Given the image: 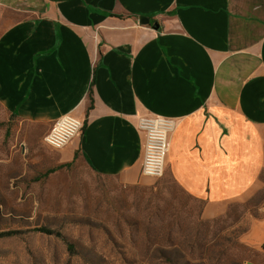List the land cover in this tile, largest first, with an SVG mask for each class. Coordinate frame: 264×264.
<instances>
[{
  "label": "crops",
  "instance_id": "1",
  "mask_svg": "<svg viewBox=\"0 0 264 264\" xmlns=\"http://www.w3.org/2000/svg\"><path fill=\"white\" fill-rule=\"evenodd\" d=\"M0 103L43 128L33 182L76 165L146 184L138 117L175 118L166 175L214 218L264 171V0H0ZM66 113L85 126L56 150L44 134ZM246 238L264 264V218Z\"/></svg>",
  "mask_w": 264,
  "mask_h": 264
},
{
  "label": "rangeland",
  "instance_id": "2",
  "mask_svg": "<svg viewBox=\"0 0 264 264\" xmlns=\"http://www.w3.org/2000/svg\"><path fill=\"white\" fill-rule=\"evenodd\" d=\"M42 129L0 103V203L19 231L0 237V264H247L254 256L246 237L264 218V171L256 190L206 218L166 167L146 184L76 165L33 182L25 166L40 144L30 135Z\"/></svg>",
  "mask_w": 264,
  "mask_h": 264
},
{
  "label": "built area",
  "instance_id": "3",
  "mask_svg": "<svg viewBox=\"0 0 264 264\" xmlns=\"http://www.w3.org/2000/svg\"><path fill=\"white\" fill-rule=\"evenodd\" d=\"M176 124L175 118L161 114H143L138 117L137 127L145 136L142 162V173L145 176L163 175L170 147V135ZM84 126L82 118L73 113H66L55 120L44 140L49 147L59 150L79 135Z\"/></svg>",
  "mask_w": 264,
  "mask_h": 264
},
{
  "label": "trees",
  "instance_id": "4",
  "mask_svg": "<svg viewBox=\"0 0 264 264\" xmlns=\"http://www.w3.org/2000/svg\"><path fill=\"white\" fill-rule=\"evenodd\" d=\"M36 229L39 230V231H44V232L48 231L47 228H45V227H39V228H36ZM18 232H19L18 230L1 231L0 232V237L13 235V234H16Z\"/></svg>",
  "mask_w": 264,
  "mask_h": 264
},
{
  "label": "water",
  "instance_id": "5",
  "mask_svg": "<svg viewBox=\"0 0 264 264\" xmlns=\"http://www.w3.org/2000/svg\"><path fill=\"white\" fill-rule=\"evenodd\" d=\"M139 20L141 23H149L150 22V18L146 17V16H140Z\"/></svg>",
  "mask_w": 264,
  "mask_h": 264
}]
</instances>
